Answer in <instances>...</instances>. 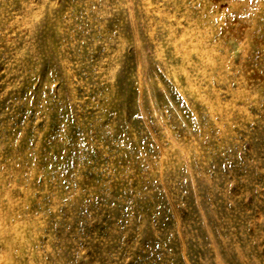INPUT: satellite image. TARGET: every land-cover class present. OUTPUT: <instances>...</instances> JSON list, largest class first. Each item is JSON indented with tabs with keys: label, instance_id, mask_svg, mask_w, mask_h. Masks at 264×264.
<instances>
[{
	"label": "rangeland",
	"instance_id": "obj_1",
	"mask_svg": "<svg viewBox=\"0 0 264 264\" xmlns=\"http://www.w3.org/2000/svg\"><path fill=\"white\" fill-rule=\"evenodd\" d=\"M0 264H264V0H0Z\"/></svg>",
	"mask_w": 264,
	"mask_h": 264
}]
</instances>
